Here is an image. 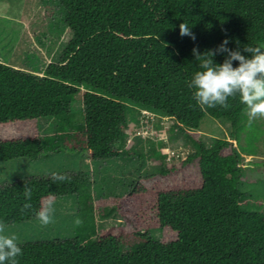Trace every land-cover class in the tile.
I'll use <instances>...</instances> for the list:
<instances>
[{"label":"trees","instance_id":"obj_1","mask_svg":"<svg viewBox=\"0 0 264 264\" xmlns=\"http://www.w3.org/2000/svg\"><path fill=\"white\" fill-rule=\"evenodd\" d=\"M41 1L58 3L71 34L58 61L41 71L0 61V127L5 128L0 163L37 160L64 149L90 161L133 155L120 148L128 104L138 107L137 115L147 110L172 119L171 128L196 150L172 164L166 162L165 144L153 142L145 153L158 174L138 175L127 192L94 206L88 202L92 183L85 173L65 174L71 178L66 182L43 177L1 186L0 221L6 225L30 220L42 204L73 195L79 211L102 208L119 220L94 231L92 238L22 244L19 264H264V213L246 206L249 193L241 184L240 154L254 153L236 147L248 120L246 107L237 97L229 98L227 109L202 110L188 87L200 70L193 48L204 53L225 38L233 50L264 44V0ZM184 22L195 40L180 36ZM223 59L213 57L215 63ZM74 99L81 102L77 130L71 122ZM205 116L228 121L231 139L216 138L205 146L195 132ZM45 117L57 124L43 139L26 127ZM247 135L253 148L260 136L252 130ZM194 160L199 174L184 172ZM177 172V183L159 184L160 177ZM25 186L32 188L30 201ZM25 203L32 208L21 211Z\"/></svg>","mask_w":264,"mask_h":264},{"label":"rangeland","instance_id":"obj_2","mask_svg":"<svg viewBox=\"0 0 264 264\" xmlns=\"http://www.w3.org/2000/svg\"><path fill=\"white\" fill-rule=\"evenodd\" d=\"M70 34L64 24V10L56 1L0 0V61L7 65L20 70L41 71L49 63L58 61ZM261 45L264 44L257 46ZM128 105L125 143H121L120 148L129 153L133 151V155L109 161H90L83 153L70 149L50 150L37 160L20 158L0 163V187L16 180L50 177L51 172L70 175L85 173L92 183L88 202L94 206L95 202H106L108 198L127 192L129 184L136 180L138 175L158 174L159 167L147 160L145 153L153 142L160 141L165 144L166 162L172 164L196 150L191 141L186 142L175 133L171 128L173 120L169 117L148 111H141L137 115L138 107ZM71 113V122L77 130L82 123L79 99L71 102ZM245 116L248 119L246 113ZM56 124L55 119L45 117L26 128H31L37 135L46 139L52 134ZM243 128L240 140L236 143L237 150L242 153L244 148H251L254 153L240 154L243 167L242 189L249 193L245 198L246 206L264 213V117L256 118L251 127L248 126L247 120ZM4 130L5 128L0 127V135ZM250 130L260 136L258 141L253 143V148L248 144L251 137L247 132ZM195 132L207 147L212 145L216 138L231 139L230 123L222 118L205 116ZM183 171L198 175L197 160L192 161ZM179 179V172L168 174L159 178V184L162 187L171 186ZM149 184L154 185L155 182L149 180ZM53 207L54 223L42 226L34 217L24 222L9 224L7 230L16 233L18 242L22 245L76 237L92 238L94 231L119 223L113 213L106 215V209H103V213L102 208L100 210L97 207L90 211H79L81 203L74 195L57 198ZM77 219L81 221L78 225L75 223ZM152 235L154 238L159 237L158 231H153Z\"/></svg>","mask_w":264,"mask_h":264},{"label":"clouds","instance_id":"obj_3","mask_svg":"<svg viewBox=\"0 0 264 264\" xmlns=\"http://www.w3.org/2000/svg\"><path fill=\"white\" fill-rule=\"evenodd\" d=\"M179 34L181 37L189 36L192 40L196 38L185 22L179 25ZM229 42L225 38L215 49L204 53L193 48L192 52L199 61L200 70L193 74L188 87L193 90V99L202 110L217 105L227 109L230 107L229 98L238 97L239 102L246 107L248 126L251 127L256 118L264 117V45H244L242 51L250 54L246 56L242 54L239 46L235 50L229 48ZM216 55H224L222 63L214 62L213 57ZM233 61L239 62L238 66L234 67ZM141 111L147 112V110ZM50 178L53 182H66L71 179L57 172H51ZM23 194L26 200L30 201L32 188L25 186ZM31 208V203H25L21 211ZM54 212L52 201H48L41 205L35 216L42 226H48L54 223ZM80 222L79 219L75 221L77 225ZM7 229L8 226L0 221V264H19L17 258L22 255L19 237Z\"/></svg>","mask_w":264,"mask_h":264}]
</instances>
